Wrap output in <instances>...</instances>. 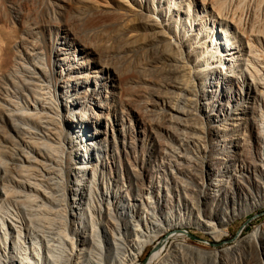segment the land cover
Listing matches in <instances>:
<instances>
[{
    "label": "rangeland",
    "instance_id": "374dc122",
    "mask_svg": "<svg viewBox=\"0 0 264 264\" xmlns=\"http://www.w3.org/2000/svg\"><path fill=\"white\" fill-rule=\"evenodd\" d=\"M197 3H199L198 0H0V162L4 165L0 164V184L2 185L3 182L4 186L6 184L5 189L7 188V192L9 189L8 194L10 196L17 193L16 196L20 197L21 194V197H24L27 196V193L28 195L30 193V197H40L36 199L39 200L36 203L38 206L40 204L39 211L45 215L47 213L49 216L55 215L57 208L55 204H52L51 198L46 197L49 189L50 191L54 190L52 189L54 185L51 183L53 177H55L53 167L56 169L55 164H51L52 162L49 159L52 158V155V159H56L62 154V152L60 154L61 146L58 136L61 131L66 130V146L70 148H75L74 145L85 134L77 129L73 133L74 129L69 128L71 125L69 116L71 113H78L79 108H84L82 104L87 100L83 98L84 93L81 91H84L86 87L72 92L69 86L87 84L89 88L86 90H94L96 84L102 83V98L100 100H104L105 104H108L107 107L112 105L109 108V116H103L102 120L109 127L112 128L113 126L114 134L110 136L107 146L102 147L99 154V161L102 164L100 165V162L96 159L92 162L96 185V188L92 191L94 196H92L93 207L99 205L102 195L113 192L118 188L125 189V191L129 190L131 196L139 201H145L149 192H151L149 195L150 197L153 196L151 199L154 201L157 188L163 192L166 186L172 188L173 185V189H175L168 211L156 212L157 216L154 215L148 223L140 221L136 216L130 218L132 214L128 211V225H126L127 222L126 224L121 222L120 226L113 232L119 237L124 234L126 238L133 236L135 233L143 236L148 233L147 230L153 225L155 218L159 219L160 222L162 221L163 225L167 221L175 223L184 218L186 222L189 221V225L181 226V230L187 233L185 235L186 242L204 252L205 255L202 257L194 252L186 251L185 253L184 251L182 253L185 254V259L181 252L173 251L174 253L168 254L166 250L171 242V240H168L167 246H164L165 250L160 254V262L158 261L156 264L171 263V259L177 264H262L264 248L257 249L255 245H249L245 238L257 227H261L264 231V204L257 206L258 208L254 207L247 213V202L244 203L243 200L237 197L227 198L226 201L221 203L220 209L211 212V208H207L204 201L197 197L198 188L196 185L198 180H196V177H198V174L195 175L196 177L194 176L196 171L194 165L197 166L201 158L206 160L208 158L211 162L213 161L212 158L215 161L217 156L224 157L223 153H220L221 151H217L220 155L213 153L212 157H209L211 148L222 147L225 148L224 152L228 149L226 139L228 135L221 137L223 133L218 132L216 136H213L216 132L211 133L209 132L211 129L208 128L212 124H217V120L218 123L223 122L224 118L227 119L226 123H233L234 120H229V116L231 118L234 117V113H243L241 109L248 106V101L244 102L239 93L232 94L236 102L241 103L236 105L232 97L231 102L228 103L227 112H221L218 118L213 117L210 122H214L209 123L210 125H207L208 115L211 112L213 113L211 106H209L210 103L205 102L207 103L206 106L204 103L202 111L201 109L199 111L194 105L195 97L192 92V94L189 93L191 96L186 94L185 98L184 95L181 97L175 95L177 99L179 97L183 98L180 101L182 103L178 104L181 113H164L167 108V105L162 103L164 96L168 101V95H164V93L167 87L169 89L174 84V81L173 83L171 81L173 79L170 80L169 74H166L172 69L170 66L172 63L168 62L167 58L178 57L177 59H181L182 57V59L184 58L183 62L187 64V69L184 71L185 75L183 72L181 79L179 80V77L178 81L175 80L177 83H182L183 80L185 83L188 80H193L188 71L193 72L194 76L197 75L198 79L194 81L195 83L199 85L202 82L205 83L203 80L204 72H201L203 67L200 66L205 63L203 60L200 61L202 57H199L198 54L207 47L209 39L207 36H211L212 32L215 31L214 28L217 27L215 25L212 28L211 20H215L217 17L215 18V14L212 12H202ZM211 28L212 31L209 32ZM230 32L233 37L235 36L233 41L236 40L239 44L243 43L240 34ZM71 33L73 35H70ZM221 37L223 39V36ZM169 41H174L175 46L178 45L177 48L169 46L168 50H170L168 51L164 44ZM261 45L264 44L261 43ZM256 47L259 50H264V48ZM156 48L161 51H157ZM164 50L166 53H164ZM35 53L37 54L34 55ZM258 53L262 52L258 51ZM180 59L179 61L182 60ZM107 62H110V66L113 67L114 65L116 67L117 71L115 68L108 66V68H111V73L115 70V74H118L117 79L116 77H114L115 79L113 77L112 79L107 78L108 75L104 74L102 79L95 84L94 76L100 74H97L99 67L107 66ZM163 66L165 67L164 72ZM188 67L191 70H188ZM85 75L89 78H83ZM99 76L96 78L99 79ZM167 77V80L171 82H169L170 84L165 80ZM244 78L245 76H241L240 81L243 82ZM47 84H50L49 87ZM205 88V90L209 89L207 85ZM106 89L110 94L106 92ZM111 92H114L115 95H112ZM187 96H189V99L186 98ZM175 97L173 103L172 101L169 103L173 107L176 103ZM96 99H99V97ZM77 101L82 103L81 106L75 104ZM131 101L135 102L132 103ZM225 102V100H222L221 103ZM39 103H43L44 107H38L37 113L34 106ZM87 104L89 105V103ZM223 105H226V103ZM137 107H139L140 112ZM123 108L126 110L122 111ZM30 115L34 117L30 118ZM167 115L171 118L169 119ZM163 116L165 119L167 117L168 120L164 121ZM238 116L240 117V115ZM155 117H158L157 120ZM163 121L164 124H162ZM157 124L160 126H157ZM224 124L222 123L220 128ZM15 125L20 127L23 133L17 134L16 131L13 133ZM12 126L14 127L12 128ZM155 130L158 135L154 133ZM52 133L55 136L57 135L58 138L53 136ZM43 139L46 142L40 144ZM46 143L50 145V149ZM37 145L42 146L40 148L43 149H38ZM43 145L48 151L44 149ZM78 145L80 144L78 143ZM51 150L57 151V154H51ZM27 159H33L31 165ZM35 161L40 162V164ZM49 164L51 167H45ZM2 167H7L8 174L3 173ZM49 167L52 171L49 170ZM46 169L50 172H47ZM38 170L41 172H37ZM133 171H136L137 174ZM172 171L176 172V184L170 183L169 180ZM26 175L28 177L32 176L28 178ZM37 175L38 177H36ZM34 181L38 186H34L36 185ZM29 185L34 187L33 191L29 190ZM181 185L185 186L186 189L188 188V192L185 190V196L189 195L191 198L193 197V201L198 200L200 202L193 210L181 203L177 204V195H182ZM12 191L16 193L13 194ZM12 196L10 199L7 197L9 200L0 197V206L2 207L0 216L16 219L23 225L25 232L27 227L19 206L12 200ZM140 206H138V209L141 208ZM198 208H201V210ZM120 211L112 212L114 219L122 218ZM219 218L228 219V221L225 225H221L218 223ZM132 223H134V226ZM136 225L138 226L136 227ZM202 226L208 230L203 231ZM213 229L220 232L225 231V235H221L219 239H216L211 234ZM99 230L100 245L105 247L104 240L109 238L111 231L106 227ZM208 231L209 233H206ZM24 232L22 231V234ZM166 236L167 233L152 238L150 245L148 244L139 256L138 262L141 264L145 262L154 250L153 248H157ZM194 237L203 242L196 240ZM235 250L238 254L234 252ZM214 251L220 252V262L212 263L211 256L208 257L209 253ZM167 257L170 259H167Z\"/></svg>",
    "mask_w": 264,
    "mask_h": 264
},
{
    "label": "bare ground",
    "instance_id": "6f19581e",
    "mask_svg": "<svg viewBox=\"0 0 264 264\" xmlns=\"http://www.w3.org/2000/svg\"><path fill=\"white\" fill-rule=\"evenodd\" d=\"M198 2L199 3H197V5L199 6L202 12L209 11L215 14V18L217 17V19L211 20L212 28H214L215 25L217 27L214 28L215 31L212 32L211 36L209 37L207 36V38H209L207 41L208 42L207 47H205V50L201 51V53L198 54L199 57H202L200 58V61L203 60L205 63V64L200 65L201 67H203L201 68V72H204L203 80L205 81V83L202 82V84L200 85L198 83H195L194 81L198 79L197 75L195 74L194 76V73L190 71H188V73L190 74L191 78H193L192 81L188 80V82L185 83L183 80L184 83L183 82L177 83L175 80H177L179 77H180L179 80L181 79V75L183 76V72L185 71V69H187V64L183 62L184 58L182 59V57H181L182 60L179 58L181 61L177 59L178 57L171 58V59L167 58L168 62L172 63V65L169 63L172 69L171 70L168 69L169 72L166 74H169L168 75L169 79L170 80L173 79L171 81L172 83L174 81V84H172L169 89L168 87L166 88V92L164 93V95L165 94L168 95L167 97L168 101L165 99L166 96H164L162 103L163 104L165 103V105H167V108L166 110L164 109L163 110H164V113H169V114L170 113H178V114L181 113L180 107L178 106V104L182 103L180 101L183 98H180V97L184 95V98H185L186 94L193 93L194 94L193 96L195 97L194 105L196 106L197 109H199V111L200 109L202 111V107H204L203 104L205 102L210 103L209 106H211V111H213V113L211 112L208 115L209 117L207 116L209 118L207 125H210L209 123H211L210 121L213 117L218 118L221 112L223 113L227 112L228 107H229L228 103L231 102L232 97H233V100H235L236 105H239L241 103V102H236V99L234 98V96H232V94L239 93L241 99L243 98L244 102L248 101V106H245V109L244 108L241 109L243 113H239V114L234 113L235 114L234 117H231V118L229 116V120L231 121L234 120L233 123L232 122L230 124L226 123L225 122L227 121L226 118H224L223 122L220 121L218 123V120H217L216 121L217 124H212L214 121L211 123L212 125L208 129H211V131L209 130V132L211 133L216 132V134L215 135L213 134V136H216L218 132L223 133V136L221 137L228 135V137L226 138L228 142V145H227L228 149L225 150L224 152L225 148H222V147L211 148L210 149L211 154L209 155V157L213 153L219 154L217 153V151H221L220 153H223L222 155L225 158L224 157L222 158V156L221 157L217 156L218 160L215 158L216 160L214 161V159L212 158L213 161L211 162L208 160V158L207 160L205 158L204 159L201 158L200 163L198 164L197 162L198 165L197 166L194 165L195 170H196L194 172L195 173L194 176L198 174L197 175L198 177L195 176L197 178L196 180H198V183L195 181L197 183L196 186L198 188L197 197H199L200 199L204 201V204L207 205L206 206L207 208H211L210 209L211 212L212 210L216 211L220 209L221 203H223V201H226L227 198H234V197L235 198L237 197L243 200L244 203L247 202L248 209L246 210V212L247 211L249 212L254 207L264 204V50L261 49V48H264V45H261V43L264 44V0H198ZM212 28L211 30H209V32L212 31ZM230 31H232L234 34L235 33L240 34L243 38V43L239 44L238 42H236V40L233 41L235 36L233 37ZM70 35H73V34L71 33ZM221 36H223V39ZM175 44L176 43L174 41H169L168 43L164 44V46L168 50L169 46L177 48L178 45L175 46ZM256 46H258L261 50H259ZM156 49L157 51L160 50L158 48ZM208 49H209V52H208ZM165 50H164V53H166ZM160 51H159V54H160ZM258 51L259 52L261 51L262 53H258ZM36 54L37 53H35L34 55ZM171 55L173 56V54ZM47 60H48L47 62L49 63V58ZM109 63L107 62V66L104 65L103 67L100 65L101 67H99L100 69L97 71V74L100 73L101 76H99L100 74L98 75L99 79L96 78L98 76H94L93 80L95 84L98 81H100V79H102L104 74H107L108 75L107 78H110V79L118 75V74H115L116 67H114V65L113 67L110 66ZM108 66L115 68V70L113 69L114 70L113 73L110 72L111 68H108ZM162 68L164 72L165 67L163 66ZM188 68H189L188 70H191L190 67ZM235 69L237 70L235 71ZM162 75H165V74L162 73ZM184 75H185V72H184ZM241 76H245L243 82L240 81ZM83 78L87 79L89 78V76L85 75V77ZM118 79H119V76H118ZM167 79L168 77L165 80ZM170 80L169 81L167 80L168 83L170 82ZM206 85L209 88L207 90H205ZM82 87H86L84 91H81V92L84 93L83 98L87 101L83 102V104L78 101L75 102L76 105H79V106H81L80 104L84 105V108H79L78 113L74 112L70 114L69 121L71 122V125L69 126V128L71 127L74 129L73 133L76 129L79 132L81 131L85 133L84 137L81 138L79 142H77L74 145L75 148H72V147L70 148L66 146V136H65L66 130L61 131L58 136L60 139L59 143L61 146V151L60 150L59 151H60V154L61 152L62 154L60 155L59 158L57 157L56 159L55 158L52 159L53 158V155H52V158L50 157L49 159L52 162L51 164H55L56 169L55 167H53L54 172H55V177H53V180L51 179L53 182L52 183L50 182L51 184L54 185V188H52L54 190L50 191L49 189L48 191V188L45 186V188H47V191H48L46 197L49 199L51 198L50 200L52 201V204H55L57 208L56 209L57 212L55 213L53 211L55 215L49 216L47 215L48 213L45 215L44 213H41L39 211L40 204L39 206L38 204H36L39 201V200L37 201L36 199H39L40 197H37V195H36L37 198H34L35 196L30 197V193L29 195L27 193V196L29 197L27 196L21 197V194H20V197H21L20 198L19 196H16L17 194L16 192L12 191L13 194L16 193L14 194V196H16L15 198L14 196L11 195L13 197L12 200L19 206V210L23 216V220L25 222V226L27 227V229L24 232L23 225L20 222H18L16 219L14 220L7 216H0V222H1L0 264H95V263L96 264H141L138 262V258L139 256H141L145 247L151 242L152 238L154 239L156 236L165 234V233H167V236L163 238V240L160 242L157 248H153L154 250L151 252V254L146 259V261L143 262L142 264H156V262L160 260L159 259L160 254L162 253V251L165 250L164 246L166 245L168 240H171L170 245L168 246L166 250L168 254H172L171 252L174 251L178 253L181 252V254L185 256V254H183L184 251L185 253L186 251H191L203 257V255H205L204 252H202L201 250H198L196 247L189 245L185 240V231L181 230L182 228L181 226L182 225L186 226V224L189 225V221L186 222L184 218L179 219L175 223H170L169 221L166 220L167 223L165 225L161 223L162 221L160 222L159 219L155 218L156 219L155 222L154 223L152 222L153 225L150 226L148 230L146 229L148 233L143 236H140V234L138 233H135V234L132 233L133 236L131 235L129 236L130 238L129 237L126 238L124 237V234H122V237H119L115 234V232H113L114 230L116 231V228L120 226L119 224H121V222L122 224H126L127 219H128V211L129 213L132 214V217L130 218H133V216H136L138 217L140 221H143L144 223H148L149 220L150 221L152 220V217L154 215L157 216L156 212L161 213L167 210L169 208L171 199L173 197V191L175 192V189H173V185H172V188L171 187L169 188L168 186H166L163 192L161 189L157 188L154 201H152L151 199L153 198V196L150 197L149 195L151 192L149 193L147 192L148 195L146 196L145 201H139L138 199H135L133 198V196H131L130 194L131 192H129V190L125 191V189L118 188L113 192L105 193L104 195H102L100 199L101 201H99V205H97L96 207H93L92 199L94 196L92 195L93 194L92 191L94 188H96L95 187L96 185H95L94 169L92 167V162L94 161V159L99 161V157H100L99 154L102 151V147L104 148L107 146V142L109 141L110 136L114 134L112 130L113 126L112 128L109 127L102 120L103 116L105 117L109 116V110H110L109 108L112 105L111 106L109 105L110 107H107L108 104H105L104 100H100L102 98L101 96V89L103 88L102 83H99V85L96 84V87H95L96 89L94 90H91V89L86 90L87 88H89V85L87 84H83L82 86H79L78 84L69 86L72 92L73 90L74 91L82 90ZM202 90H204L205 93H203L204 91L202 92ZM44 92L49 93L48 91H44ZM106 92H107V89H106ZM111 94L115 95L114 92L113 93L111 92ZM175 95H178L180 97L177 99ZM97 97H99V99H96ZM174 97L176 98L175 100L176 106L174 105L173 107L171 106L172 104L169 105V103H171V101L173 103ZM188 97L189 96H187L186 98ZM76 99H79V98H76ZM186 100H183V101H186ZM201 100H203L202 103H201ZM222 100L226 101L225 102L226 105H223L225 103H221ZM87 103H89V105ZM190 103L192 104V102ZM206 104L207 103H205V106ZM38 107L43 108L44 104L39 103L35 105L34 110L36 112L38 110ZM139 107H137L138 111H139ZM124 109L125 108H123L122 111H124ZM141 113H138V114H141ZM162 115H164L163 112H162ZM238 115H240V117ZM29 117L32 118L34 116L31 117L30 115ZM157 118L155 117L156 120ZM168 118L170 119L171 117L168 116ZM166 119L164 121H166ZM164 121L162 124L165 123ZM222 123H225V124L222 125V128H220V125ZM12 124L14 125V123ZM157 126H160V125L157 124ZM13 127L14 126H12V128ZM161 127H163V125H161ZM15 131L17 132V134L23 133L22 129L20 127H17V125H15L13 133H15ZM48 132H52V131H48ZM55 133L58 134L57 131H55ZM154 133H156V130ZM156 134L158 135V133ZM53 136H55V134ZM56 141L58 142V140ZM56 141L55 143L57 144ZM44 142H46L45 139H43V142H41L40 144ZM78 143L80 145H78ZM152 144L155 145L154 143ZM47 145L49 148L50 145L49 144ZM53 145L55 144L53 143ZM43 146H44V149L47 150L45 148V145ZM40 147L38 146L37 148L39 149ZM40 149H43V148H40ZM58 149L60 148L58 147ZM51 151L49 152L51 153ZM78 151H80V153H78ZM56 152L57 151H52L51 154H54ZM32 160H29L30 162L28 161L30 165H31ZM35 162L37 163V161ZM37 164H40V162ZM101 164L102 163L100 162V165ZM5 165L7 166V163ZM41 165H42V161H41ZM46 166L48 167L50 166V164L45 165V167ZM12 167L14 166L12 165ZM50 167H49V170H50ZM6 168L4 167L2 170H3V173L8 174V172L6 171ZM46 171L50 172L52 171V169L50 171L46 169ZM37 172H41V171L38 170ZM133 172L137 174L136 171H133ZM175 173L174 172L172 174L169 173L170 183H173V184L177 183ZM39 176H42V175H39ZM36 177H38V175ZM48 179H50V177H48ZM3 183L2 185L0 184V197L2 198L9 197L10 199L11 196L8 194L9 189L7 192L6 190L7 188L5 189L6 184L4 186ZM28 184H32V183H28ZM35 184L36 185L34 186H38L37 183ZM32 185H29L30 191H33L34 189ZM185 190H187L188 192V188L186 189L185 186H182V195L181 194L177 195L178 196L177 204L181 203L182 205H185L189 209L193 210L194 208H196V206L200 202L195 199H194L195 201H193L192 200L193 197L191 198V196L189 195H187L189 197L185 196L184 195ZM37 191H38V188H37ZM39 191L44 192L43 190H39ZM192 194H195V193H192ZM139 205H141L140 209H138ZM1 209L2 207L0 208V212H1ZM118 210H121L120 216L122 218L114 219L112 212L113 211L118 212ZM199 210H201V208ZM234 216H236V214H234ZM130 218L129 220L132 221V219ZM218 221H219L218 223H220L221 225H225L228 219L225 220L224 218H219ZM132 224L134 226V223ZM126 225H128V222ZM137 226L138 225H136V227ZM105 227L109 229V231L111 232H110L109 238L104 240L106 246L104 245L105 247H103L102 245H100L99 239L101 238L98 236V231H100L99 230L100 228H105ZM201 228L203 229V231L208 230L206 227H203V226ZM22 231L24 232L23 234H22ZM206 233H209V231ZM211 234H212V237L219 239L221 235H225V231L220 232L218 230L213 229ZM245 240L248 241L249 245L250 244L255 245L257 249L264 248V231L261 229V227L260 228L257 227L256 229H254L252 232H250L246 236ZM234 252H236V250ZM209 256H211L212 263H216L217 261L220 262L219 260L220 252L218 251L211 252L209 253L208 257ZM235 256H238V255H235ZM168 257L167 259H170ZM180 257L179 259L181 260V258L183 257L181 258ZM185 259H186V256H185ZM171 260H172L171 263L169 262L167 263L177 264L173 261V259ZM262 264H264V259L262 261Z\"/></svg>",
    "mask_w": 264,
    "mask_h": 264
},
{
    "label": "water",
    "instance_id": "95a60500",
    "mask_svg": "<svg viewBox=\"0 0 264 264\" xmlns=\"http://www.w3.org/2000/svg\"><path fill=\"white\" fill-rule=\"evenodd\" d=\"M185 235H187V233L185 232ZM195 238V237H194ZM196 240H198V241H202V240H200V239H197V238H195ZM203 242V241H202Z\"/></svg>",
    "mask_w": 264,
    "mask_h": 264
}]
</instances>
